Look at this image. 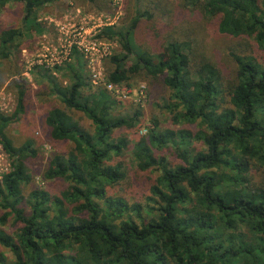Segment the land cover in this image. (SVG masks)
<instances>
[{
	"label": "trees",
	"instance_id": "obj_1",
	"mask_svg": "<svg viewBox=\"0 0 264 264\" xmlns=\"http://www.w3.org/2000/svg\"><path fill=\"white\" fill-rule=\"evenodd\" d=\"M60 1L0 0V8L19 4L28 22L36 10ZM88 1L104 9L115 2ZM134 5L128 29L108 36L119 37L127 56L135 55L138 74L167 91L165 108L175 128L161 130L155 120L148 135L132 145L119 132L135 128L141 112L118 117L114 103L88 100L78 57L69 70L72 84L49 79L47 96L56 104L49 103L42 125L52 142L72 146L42 170L44 181L60 185L53 194L34 186L27 166L38 156L34 142L17 146L6 135L27 111L31 95L20 90L19 111L0 115V145L12 160V171L0 181V247L15 257L14 264H264V185L253 181L254 172L264 171V0H134ZM191 9L198 14L193 35L206 41L207 50L191 51L173 25L162 30L167 44L156 42L154 28H166L164 20L181 21ZM142 20L149 28L136 41ZM214 35L227 39L226 50L212 45ZM20 36L18 29H0V64L10 60ZM136 42L145 48L136 52ZM238 45L246 54L234 52ZM214 51L233 67L210 61ZM122 68L112 82L129 80L127 71L120 75ZM128 151L139 170L159 172L145 204L108 196L109 188L126 179L115 161ZM166 152H174L179 164L170 163Z\"/></svg>",
	"mask_w": 264,
	"mask_h": 264
},
{
	"label": "rangeland",
	"instance_id": "obj_2",
	"mask_svg": "<svg viewBox=\"0 0 264 264\" xmlns=\"http://www.w3.org/2000/svg\"><path fill=\"white\" fill-rule=\"evenodd\" d=\"M128 8L130 12L125 10ZM134 13V0L126 6L123 0H115L110 9L95 6L87 0H61L36 10L33 17L24 22L23 6L8 3L4 9L0 8V29H18L21 33L10 60L0 64V77L4 75L0 84V98L4 97L8 101V110L4 117L14 116L19 111L20 90H26V95H31L29 99L27 98L26 113L21 114L20 120L7 128L6 135L17 146L28 140L34 142L38 156L27 161V166L35 179L34 186L50 190L53 194L57 193L60 186L59 183L44 181L42 170L56 154L69 153L72 146L52 142L42 125V120L45 109L50 106L49 103L55 101L47 96L53 84L49 79L51 81L54 78V81L64 86L72 84L73 73L71 74L69 70L77 64L78 57L82 75L88 84L84 92L88 100L94 104L100 100L114 103L112 113L118 117H133L136 111L141 112L140 121L135 128L119 132L120 135L127 137L132 145L148 135L155 120L159 122L161 130L175 128L171 115L165 108L167 91L160 86L159 81L153 78L148 80L143 73L138 74L135 55L127 56L119 37L108 36L112 33L125 32L135 17ZM129 15H132L130 20ZM196 16H198L196 11L191 9L175 24L172 20H164L162 23L166 24V28L160 26L154 28L156 42L162 46L166 45L168 41L165 44L162 42L168 36L162 30H167L168 25H173L180 30L176 32L185 35L180 34L179 40L189 44L191 51L201 53L200 46L206 47L207 50L206 41L202 40L200 35L199 38L193 35L198 32ZM190 22L194 23L193 26ZM181 25L185 28H181ZM147 28L149 23L145 20L138 23L134 39L139 41L142 31ZM208 34L212 35L210 30ZM212 37L213 46L219 44L224 50L228 48L227 39L215 35ZM175 39H178V35H175ZM144 48L145 44L135 43L136 52ZM236 49L234 52L246 54L247 48L243 45H238ZM207 57L221 65L223 69L233 67L232 61L226 60L221 51L208 53ZM120 64L123 65L120 75L127 71L129 80L116 84L110 78ZM37 93L43 94L38 96ZM76 117L80 119L81 125L90 128V123L81 114L78 113ZM190 130L194 131V128ZM197 147L198 150L203 149L201 146ZM166 158L173 165L179 164L174 152H166ZM115 162L121 163L126 172V179L109 188L108 196L124 198L130 204H145V198L150 195L151 188L157 183L159 172L139 170L131 151L126 152L124 157ZM11 165L12 160L8 158L10 172ZM253 175V181L257 185H264V171L254 172ZM4 231L11 233V230L6 228ZM3 260L4 264H14L16 261L8 250L0 247V261Z\"/></svg>",
	"mask_w": 264,
	"mask_h": 264
},
{
	"label": "built area",
	"instance_id": "obj_3",
	"mask_svg": "<svg viewBox=\"0 0 264 264\" xmlns=\"http://www.w3.org/2000/svg\"><path fill=\"white\" fill-rule=\"evenodd\" d=\"M8 110V101L4 97L0 98V115H6ZM8 155L0 145V181L3 177L10 173L8 166Z\"/></svg>",
	"mask_w": 264,
	"mask_h": 264
}]
</instances>
